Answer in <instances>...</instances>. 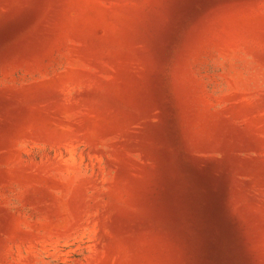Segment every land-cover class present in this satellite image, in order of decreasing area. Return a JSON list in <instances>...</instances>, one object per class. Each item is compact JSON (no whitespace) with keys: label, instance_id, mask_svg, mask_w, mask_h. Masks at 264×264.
<instances>
[{"label":"rangeland","instance_id":"rangeland-1","mask_svg":"<svg viewBox=\"0 0 264 264\" xmlns=\"http://www.w3.org/2000/svg\"><path fill=\"white\" fill-rule=\"evenodd\" d=\"M0 264H264V0H0Z\"/></svg>","mask_w":264,"mask_h":264}]
</instances>
